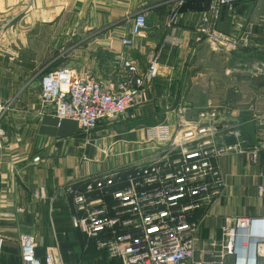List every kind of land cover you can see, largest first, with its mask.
Here are the masks:
<instances>
[{"label":"crops","instance_id":"0c3cea01","mask_svg":"<svg viewBox=\"0 0 264 264\" xmlns=\"http://www.w3.org/2000/svg\"><path fill=\"white\" fill-rule=\"evenodd\" d=\"M213 3L0 0V57L21 52H70L74 57L85 53L83 64L106 87L121 78L123 60L135 61L146 72L150 61L159 58V76L146 85L144 103L128 118L104 122L92 132L71 121L59 125L52 107L43 112L39 60L27 68L17 58L9 62L0 58V85L13 90L3 94L9 109L2 121L6 139L0 143V237L5 240L0 264H22L23 234L36 237L41 260L49 249H56L62 264H117L73 228V200L58 191L69 186L80 190L92 177L142 158L146 161L152 150L141 142H146L150 127L164 123L177 129L194 123L200 112L215 109L224 122L242 130L249 146L257 142L264 127V0H242L223 9L218 30L229 35L246 32L250 41L249 48L227 53L213 52L196 31L210 18ZM141 11L148 12L149 31L125 47L123 39L130 36L132 19ZM83 30L95 32L80 40ZM167 39L181 44L165 46ZM101 52L105 57L98 59ZM84 73L78 72L81 77ZM132 151L136 157L129 156ZM218 165L226 188L211 210L197 215L202 222L195 240L200 262L213 260L210 242L221 240L226 219L264 214L258 193L264 155L252 164L247 155L232 154ZM41 186L47 190L46 201L33 198Z\"/></svg>","mask_w":264,"mask_h":264},{"label":"built area","instance_id":"2783aa9c","mask_svg":"<svg viewBox=\"0 0 264 264\" xmlns=\"http://www.w3.org/2000/svg\"><path fill=\"white\" fill-rule=\"evenodd\" d=\"M176 1L183 5L186 0ZM240 1L214 0L210 18L197 27L213 52L249 48L246 32L229 35L218 30L223 9ZM148 31V12L141 11L133 17L131 34L123 45L131 47ZM180 44V40L167 39L164 45ZM119 72L121 78L107 87L95 76L81 77L69 67L43 73L41 109L54 108L59 125L71 121L85 132L104 122H120L144 103L146 85L159 76V58L150 61L146 72L135 61L125 59ZM8 109L0 97V143L6 139L2 121ZM145 136L154 148L142 165L92 177L80 190L69 186L58 191L73 200V228L117 264H264V214L226 219L221 240L211 243L215 251L212 261H198L195 249L202 226L197 215L211 210L226 188L219 160L239 154L257 164L264 155V127L257 142L249 146L239 127L224 122L217 110L210 109L200 112L192 124L173 129L163 123L148 128ZM39 161L36 158L34 163ZM258 193L264 200V176ZM33 198L46 201V188L39 187ZM4 244L0 237V252ZM19 245L22 264H62L56 249H49L39 259L33 235H21Z\"/></svg>","mask_w":264,"mask_h":264},{"label":"rangeland","instance_id":"374dc122","mask_svg":"<svg viewBox=\"0 0 264 264\" xmlns=\"http://www.w3.org/2000/svg\"><path fill=\"white\" fill-rule=\"evenodd\" d=\"M94 32H95L94 30H90V32H88V30H86V31L83 30V32H82L83 37H80V40L87 38V36H89L91 33H94ZM84 45H86V44H84ZM105 54L106 53H104V52L98 53V59H103L105 57ZM12 57L17 58L19 63H24V66H26L27 68H29V66H31V64H33V62H35L36 60H39V63H41V70H42L41 73H45V72H48V71H51V70H54L57 68L62 69V68H66V67L75 68L78 70V72H85L84 75H88L91 73V71H93V70H90V68H86V66L83 64V63H85V59L88 58V55H86L85 53H83L81 55V57H80V55H78L77 57H74L73 54L70 52H67V53L53 52V53H46V54L45 53L44 54L29 53V52H21V53H17V54L2 53L0 58H1L2 62H5V61L9 62ZM81 63H82V65L80 66L79 64H81ZM76 65H78V66H76ZM99 71H101V70H99ZM38 86L39 85H35V89H38ZM9 87L10 86H8V85H0V97L2 98L3 101H4L3 94H5L7 92H13L12 88L10 89ZM13 88H14V86H13ZM31 90H34V88ZM141 145L149 146V147H147L149 149L154 148V145L151 143H148L147 141L146 142L144 141L143 144L141 142ZM110 150L111 149H109L108 154H107V156H109L108 160H109V158H111ZM129 156L131 158H133V156L136 157V155L133 154V151L129 152ZM142 160H143V158L141 159V161ZM139 161L136 160V161L130 162L124 166H121L120 168H118L117 170H114V171H119V170L121 171V170L130 168V167L134 166V164H136V162L139 163V164H136L138 166L145 163V161H143V162H141V161L139 162ZM125 175H126L125 172H123L121 174V178L124 179ZM201 229H202V226H201L199 232L201 231ZM211 243H212V241L210 242V246H211Z\"/></svg>","mask_w":264,"mask_h":264}]
</instances>
